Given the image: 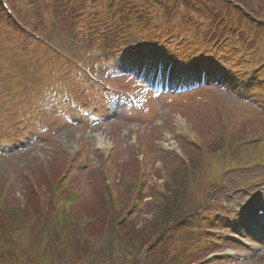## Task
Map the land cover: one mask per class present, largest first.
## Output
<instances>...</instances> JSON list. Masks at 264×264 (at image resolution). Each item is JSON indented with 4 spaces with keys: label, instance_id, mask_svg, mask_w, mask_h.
Wrapping results in <instances>:
<instances>
[{
    "label": "rangeland",
    "instance_id": "374dc122",
    "mask_svg": "<svg viewBox=\"0 0 264 264\" xmlns=\"http://www.w3.org/2000/svg\"><path fill=\"white\" fill-rule=\"evenodd\" d=\"M206 1L195 0L202 5L209 4V0ZM211 1H219L217 4L221 9L220 16L225 14L226 7L232 10L234 6L233 12H236L237 8L245 11L246 8L242 4L247 3V11L253 14L250 18L247 16L246 22L253 18L252 25L264 28V0ZM65 3L66 0H29L25 10L11 2L9 5L17 17L21 15L19 19H23V22L26 17L29 18L31 29L48 32L43 35L62 49L72 59L70 61L76 60L71 66L67 60L57 57L62 53L57 51L56 54L50 53V48L39 51V44L34 42L33 45L27 46L29 41L23 33L17 32L13 33L15 36H9L7 24L4 25L5 14L0 13V42L5 43H0V145L20 143L28 134V130L36 129V125L40 130L48 127L46 132H41L42 137L33 136L32 142L14 154L0 156V194L8 188L6 197L3 198L2 204L0 203V217L5 215L2 214L4 208L11 207L7 211L9 213L12 208L18 206L19 210L25 209L27 219L31 218L28 205L34 209L42 197L47 196V201L52 200L53 192L50 185L48 188L47 180L55 182L63 179V175L68 178L66 184L71 192L66 193H70L69 198H75L83 189L81 196L74 203L75 216L83 214L81 210L85 208L93 210L90 213H94L104 203L105 197L101 190L105 187L108 172L111 189L114 188L116 191L118 200L120 197L121 201H125L119 209L120 213H117V218L122 216L128 202L136 197L140 212L136 215L138 218L135 228L137 232L141 230L137 235L150 236V233L155 234L158 231L170 235L164 238L163 244L157 246L149 256L147 253L151 251V246L141 247L136 239L137 232L132 231L134 235L132 239L136 242L131 243H127L123 236L121 239L116 229L118 235L106 232L99 241L87 248V264L94 262L98 251L100 255L102 252L104 264H135L137 260L139 264H147L153 255L154 261L158 258L163 260L164 257H168L165 256V251L172 250L173 254L179 252L182 246H179V243L183 244L184 238L188 236L197 238L200 232L212 234L206 230L212 228L219 238L203 252V255L209 254L212 250L221 254L212 258L210 264H264V249L255 251L258 254L256 256L253 251L249 252L241 246L247 240V236L253 239L248 230L249 218L243 216L241 209L253 202L255 193H264V183L260 182L263 176L260 174L264 172V167L250 164L252 150L248 146L236 150L232 157L227 152L229 147L225 150L228 142L231 144L243 136L248 137L249 132L257 134L259 129L264 128L262 127L264 111L258 109L257 103L258 101L263 103V99L260 94H257L255 102L248 97L252 92H258V89L253 87V90L242 93L240 89L233 88L235 85L230 83L235 82L232 81L235 72L227 71V67L236 66V62L234 58L230 60L221 56L216 57L213 64L220 66L217 70L224 69L223 75H226L224 79L228 80L224 84L222 80L217 85L213 82L214 86L193 93L156 95L149 103L147 111L119 109L118 112L111 113L108 111V101L101 88L89 89L84 83H80L81 78L75 72L77 61L90 62L94 67L93 72H102L103 68L111 66L108 59L124 57L126 52L135 50L143 40H146L145 37H149L148 35L155 30L149 32L150 21L145 20L143 28L134 29L131 26L129 31L120 30L115 33V37L120 35L122 38L117 42V39L99 36L87 27L88 20L91 19L89 15L93 19L104 15L102 13L109 6L106 1L102 4L94 2L81 6L77 2L74 3L79 6L71 2L68 6ZM184 5L186 9L182 8ZM183 6L181 8L184 10L178 13L175 20L173 18L176 24L173 31L181 35L187 34L189 39L190 37L204 39V43L209 42L208 46L214 44L219 33H213L215 27L209 25V19L200 16L199 19L204 21L205 26L195 31L188 30L179 23L187 13L185 11L191 8L188 3H183ZM81 7L85 8L88 17L80 13V10H83ZM179 8V5L170 0L169 4L162 8L163 16L171 20L172 12ZM226 16L234 18L230 11ZM211 21H214V18ZM31 37L34 36L31 34ZM180 39L181 36H176L166 40V43L169 45L171 41L174 47L180 45L179 48H184L186 42L178 44ZM257 42L258 40L253 41V46H256ZM14 43L17 44L16 47ZM261 50L264 53V41ZM93 51L98 53L97 58H88ZM212 51L217 49L212 47L211 54ZM49 61L47 69L43 63ZM255 62H258L257 59ZM177 63H180L179 59ZM244 65L243 70L247 68L246 63ZM244 65L237 68L240 69ZM179 68L177 66V69ZM17 70L22 76L27 77L23 79L22 76H16V73L13 75ZM69 71L72 73L69 74ZM44 75L51 82L59 75L67 87L66 90L75 95L84 108L109 113L114 118L103 124L90 126L85 122L72 123L67 120L65 114L73 113L71 106L60 105L64 113L52 109L54 103L48 110L37 108L40 103H45L43 96L48 94L44 93L51 83L46 81L45 87L33 94L34 89L40 88ZM103 78L122 88L132 87L133 84L132 80L125 78L114 81L106 76ZM23 86L26 92L21 93ZM21 100H24L23 104L19 102ZM53 101L59 102L60 98L58 100L53 98ZM263 108L262 105L261 109ZM28 111L35 113L36 117L32 118ZM14 112L16 113L13 114ZM99 137L104 138L103 144ZM257 143L254 145L252 142L251 146L255 148ZM254 169L260 170L254 173ZM140 182V188L137 187L139 191L135 192V184L138 185ZM116 201L114 200L113 204ZM43 202L46 203L45 200L40 203ZM119 202L117 201V208L112 206L114 212L115 210L119 212ZM50 205L49 210H52L54 205ZM70 209L71 207H65L59 211L60 213L63 210L61 213L63 216H58L57 224L60 225L63 219L64 230L69 226L66 216ZM131 216L128 214L127 218ZM184 217L187 225L177 226ZM187 217L190 218L188 221ZM240 219L242 221L246 219L247 224L244 223L233 230L232 221L237 222ZM5 223L13 228L14 219L7 218ZM56 228L59 235L65 232L63 229L58 230L59 227ZM19 233L22 243L29 246H26L28 251L26 258L36 260L35 264H71L72 249H68L67 243L62 241L58 247L59 242L54 240L44 226L43 228L39 226L36 230L26 228ZM150 243L151 241L147 245ZM2 244L0 240L1 247ZM36 244L42 249L38 251L32 248ZM240 255L243 261L236 262L240 261ZM23 259L21 258V262H24ZM166 262L175 264L169 260Z\"/></svg>",
    "mask_w": 264,
    "mask_h": 264
},
{
    "label": "trees",
    "instance_id": "16d2710c",
    "mask_svg": "<svg viewBox=\"0 0 264 264\" xmlns=\"http://www.w3.org/2000/svg\"><path fill=\"white\" fill-rule=\"evenodd\" d=\"M102 194L105 197L104 203H102V206L96 210L94 213L87 210L85 208L80 216H75L76 214H72L71 217L68 218V224L69 226L64 230L66 232V239L67 240V247L68 249L71 248L73 254L71 255L70 262L71 264H87V248L89 246L93 245L97 241H99L106 232L114 233L115 235H118L116 233V230L120 233V238L123 236L127 243H131L134 241L132 239V231L134 233L137 232L136 230V224L130 223V222H123L122 216L120 219H115L114 216L117 215V211H113V193L108 190L107 188H103ZM117 200V199H115ZM55 201V202H54ZM57 198H54L52 200V206L53 203L55 204V207H57ZM113 206V207H112ZM31 207L32 212L35 210L34 214L32 213V217L27 219L24 210L20 209L16 206L14 209L12 208L9 213H7L8 209H5L2 211V214H5L3 217H0V240L3 243L2 247L0 246V264H35L36 260L30 259L29 257L26 258L28 251L24 242L22 243V240L19 239V232L22 230L28 229L29 226H31V229L36 230L37 227L40 226V228L43 226L47 229V232L51 234L54 237V240L59 242V237L56 235L55 230L53 228L54 224L56 223V217L58 216L57 208L54 211L53 208L49 212H43L38 210L36 207L34 209ZM29 208V207H28ZM27 211V210H26ZM85 211V212H84ZM89 211V212H87ZM28 212L31 214V212L28 209ZM8 214V216H7ZM14 219V225L12 226L8 225L6 222L7 218ZM115 219V220H113ZM131 221V220H128ZM114 225V227H113ZM115 225H118L119 229L115 228ZM10 228V229H9ZM116 229V230H115ZM141 230H138L136 233L139 234ZM166 236L163 232H156L155 234L152 232L150 233V236L142 235L139 237L136 236L137 241L139 242L140 246L143 247L144 245H147L150 241L152 242L151 245L158 246L163 240V238ZM118 239V238H117ZM140 239V240H139ZM119 240V239H118ZM83 242H86L87 244L84 245ZM136 242V241H134ZM59 243H57V246L59 247ZM84 245V246H83ZM66 246V245H65ZM29 247V246H28ZM41 247L43 248V243L41 244ZM38 244H36L34 247L36 250L42 249ZM76 248V249H73ZM154 247V248H155ZM31 248V247H30ZM31 248V249H32ZM102 255V252H101ZM100 255V251L97 252V258L94 260L91 264H104V261H102ZM177 256V255H176ZM172 257L171 262L173 260L175 264L176 262H182L180 261L179 257ZM21 258H24V262H21ZM137 260V259H136ZM97 262V263H96ZM166 261H156L155 264H164ZM173 262V263H174ZM135 264H139V260L135 262ZM178 264V263H177Z\"/></svg>",
    "mask_w": 264,
    "mask_h": 264
},
{
    "label": "bare ground",
    "instance_id": "6f19581e",
    "mask_svg": "<svg viewBox=\"0 0 264 264\" xmlns=\"http://www.w3.org/2000/svg\"><path fill=\"white\" fill-rule=\"evenodd\" d=\"M99 139H100L101 144H103L104 143V138L103 137H99Z\"/></svg>",
    "mask_w": 264,
    "mask_h": 264
}]
</instances>
